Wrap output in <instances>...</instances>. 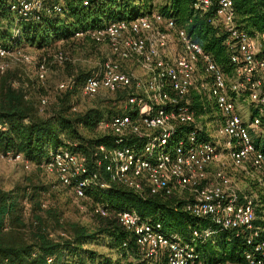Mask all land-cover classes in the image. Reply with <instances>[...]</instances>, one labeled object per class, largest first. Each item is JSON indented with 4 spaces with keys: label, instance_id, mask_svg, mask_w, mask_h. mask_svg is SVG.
I'll return each mask as SVG.
<instances>
[{
    "label": "built area",
    "instance_id": "built-area-1",
    "mask_svg": "<svg viewBox=\"0 0 264 264\" xmlns=\"http://www.w3.org/2000/svg\"><path fill=\"white\" fill-rule=\"evenodd\" d=\"M46 1L13 0L11 10L17 20H39ZM193 9L207 15L208 22L225 34L229 70L194 41L185 26L156 8L76 33V38L98 43L106 55L86 79L82 94L125 95L122 112L99 123L115 142L109 148L98 147L93 169L85 155L70 149L51 151L41 167L70 187L76 199L87 198L89 187L109 189L116 183L141 197L185 196V211L212 223L194 228L185 240L135 211L117 212L119 225L135 239L141 264H264V225L256 224L264 196V154L256 145L264 140V34H251L239 25L233 0H195ZM53 10L63 11L61 5ZM20 35L17 28L15 41ZM10 59L36 66L43 82L50 64L74 62L60 48L39 58L0 42V73L9 69ZM74 83L72 76L58 89L72 88ZM48 102V97H41L40 112ZM0 155L31 167L22 154ZM241 171L248 181L244 191L236 180ZM94 213L110 215L101 205ZM223 231L244 236L248 246L244 263H207L196 251V243ZM47 263L53 264L54 258Z\"/></svg>",
    "mask_w": 264,
    "mask_h": 264
},
{
    "label": "trees",
    "instance_id": "trees-1",
    "mask_svg": "<svg viewBox=\"0 0 264 264\" xmlns=\"http://www.w3.org/2000/svg\"><path fill=\"white\" fill-rule=\"evenodd\" d=\"M12 1L0 0V23H5L8 29L6 37L0 35L2 44L10 48L34 47L39 58L50 56L58 48L70 56L66 46H80L88 54L99 55L100 65L106 59L102 47L88 37L76 38V33L132 19L154 8L153 0H47L39 20L20 21L11 10ZM194 1L167 0L159 11L185 26L194 41L228 71L229 55L223 44L225 34L208 22L207 15L193 9ZM233 3L239 25L251 34H264V0H233ZM55 5H61L63 11L54 12ZM17 28L21 29V35L15 41ZM7 71L0 73V154H22L31 163L32 170L10 187L0 180V264H48L49 257L54 258L53 264H135V260H140L135 239L116 219V213L122 210L135 211L153 223L160 222L166 233L185 240L190 239L194 228L212 225L208 219L195 218L185 211L188 202L185 196L141 197L116 183L109 189L89 187L86 190L85 199L95 203L96 229L71 223L66 218L68 203L60 201L67 191L72 193L70 187L58 183L41 166L51 151L70 149L85 155L93 169L98 161L95 157L98 147L109 148L115 142L112 134L99 129V123L122 112L125 95L106 92L114 95V100L109 101L113 106H91L80 111V96L95 97L103 92L95 96L82 95L86 79L95 72H72L70 77L75 78L72 88L60 90L57 87V100L41 113L40 99L46 95H30L28 85L17 83ZM194 105L198 107L196 101ZM256 145L264 154V140H257ZM100 171L104 173L103 167ZM258 193L261 195L262 190ZM259 202L260 219L256 224L264 225L263 195ZM97 205L107 208L110 215L95 214ZM101 236L108 240L116 261L99 255L92 248ZM195 248L207 263H244L248 246L243 235L223 231L205 243H196Z\"/></svg>",
    "mask_w": 264,
    "mask_h": 264
},
{
    "label": "rangeland",
    "instance_id": "rangeland-1",
    "mask_svg": "<svg viewBox=\"0 0 264 264\" xmlns=\"http://www.w3.org/2000/svg\"><path fill=\"white\" fill-rule=\"evenodd\" d=\"M166 1L167 0H153L154 8L159 9V7L165 4ZM7 30L6 24L1 22L0 35L6 37ZM24 48L28 53L36 56L38 55L36 48L30 46ZM66 50L72 59H74L73 64H66L62 66L58 64H50L48 66L44 82L37 80L38 71L36 66L32 64H24L14 59H10L9 61V69L7 72L11 74L13 79H16L17 83L28 85L27 91L30 95L36 94L40 96V94H45L49 98V106L46 107L43 112H45V110L47 111V109L53 106L58 97V85L68 80L72 72L92 73L100 67L101 57L96 53L88 54L82 47H74L73 45L66 46ZM111 100H114V95L106 92L89 98L80 96L78 106L80 111H85L91 106H113L114 104H110L109 102ZM248 120H250V118H248ZM31 170L32 168L26 169L20 163L3 159L0 155V180L6 187L14 185L24 174L31 172ZM244 177L245 174L242 171L241 173L237 172V184L243 191L246 188V183H248ZM48 178L53 181L51 176H48ZM60 201L61 203H68L66 206V218L69 219L71 223H79L80 225L89 227L91 230H94L98 227L96 222L97 218L93 214V207L95 204L93 201H89L88 199H76L69 191L60 197ZM92 248L99 255L109 257L113 261H116L117 259L116 254L110 250L108 240L105 238V236H101L97 244L92 245Z\"/></svg>",
    "mask_w": 264,
    "mask_h": 264
},
{
    "label": "crops",
    "instance_id": "crops-1",
    "mask_svg": "<svg viewBox=\"0 0 264 264\" xmlns=\"http://www.w3.org/2000/svg\"><path fill=\"white\" fill-rule=\"evenodd\" d=\"M135 264H141L140 261L138 260H135Z\"/></svg>",
    "mask_w": 264,
    "mask_h": 264
}]
</instances>
